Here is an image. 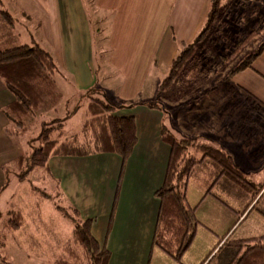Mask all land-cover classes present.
<instances>
[{"label":"crops","instance_id":"1","mask_svg":"<svg viewBox=\"0 0 264 264\" xmlns=\"http://www.w3.org/2000/svg\"><path fill=\"white\" fill-rule=\"evenodd\" d=\"M86 1L95 12L102 13L101 21L108 23L107 66L117 77L115 95L109 98L119 102L134 98L148 102L145 98L154 92L159 81L168 72L169 64L176 55L179 45L193 41L205 22L210 7V0H21V2L0 0V50L9 46L28 44L25 32L30 33V29L39 31L42 36L38 37L35 43L41 46L42 40L41 42L46 44L43 48L53 54L75 88L76 94L85 91L94 83L89 62L91 18L86 10ZM232 1L240 2L247 15L249 7L253 8V3L256 2L258 7L256 15L261 17V20L257 19L256 22H262L264 28V0H226L221 4L220 15ZM2 11L12 17L11 23L2 19ZM18 13L22 18L25 17L32 22L21 23ZM16 27L19 33H13ZM223 37L226 39V36ZM19 40H23L22 43ZM229 73L227 72L224 77H228ZM222 85L227 87V93L232 94L234 99L227 95L232 99L230 101L240 102V105L243 103L250 114L249 112L235 114L229 111L228 107L216 110V106L215 113H211L212 116L215 115L211 125L213 124L216 131L217 127H222L225 136L218 134V131L209 133L210 138L214 140L215 146L230 154L234 163L241 169L243 167L237 158L243 160L250 156L248 152L254 154L252 157L256 161L250 165L242 163L245 166L242 170L247 172V178L255 183L249 177L252 174L256 177L264 171V166L260 164L264 158V120L251 111L239 88H245L264 103V51L253 59L249 67L235 72L227 80L222 81ZM12 99L11 93L0 80V192L5 188L2 167L19 156L18 143L5 132L9 122L3 114V108ZM201 99L203 98L200 97L198 102ZM203 101L199 106L204 105ZM115 115L133 116L135 120L137 141L123 167L120 156L113 153L51 156L47 161L49 174L53 180L59 182L58 186L64 199L74 206L79 216L82 219L93 218L91 233L99 244L110 251L108 264H175L171 257L152 243L159 206L154 191L162 184L169 155V146L161 139V126L166 124L167 115L161 110L145 105L119 109ZM222 116L224 122L216 127L215 120ZM240 119L243 121L240 122ZM200 121L201 116L196 124L199 125ZM258 123L262 126H258ZM262 181L264 180L260 179V182ZM263 195L264 192L259 199ZM215 199L222 205L229 206ZM187 201L192 205L188 198ZM246 206L240 217L245 214ZM197 207L198 204L196 210ZM251 210L252 208L247 213ZM9 211L7 214L10 218ZM260 214L264 226V211ZM41 217L40 211L34 214L33 227L43 225ZM8 220L2 223L3 233H0L5 236L2 254L6 238L10 236L14 238L21 234V239L18 236L15 239L18 240L19 247H26L25 262L32 264L34 259L31 255L39 251L36 248L43 246L47 240L46 234H41L42 238L36 240L37 232L27 219H24V222L22 219L20 226L15 230L5 227ZM23 224L28 234L22 230ZM54 234L56 235L55 232ZM261 236H264V233L240 239ZM65 240L60 242L61 247ZM53 245L56 251L57 240H54ZM39 262L51 263L49 259L47 262L45 260ZM0 264L4 263L0 261Z\"/></svg>","mask_w":264,"mask_h":264},{"label":"trees","instance_id":"2","mask_svg":"<svg viewBox=\"0 0 264 264\" xmlns=\"http://www.w3.org/2000/svg\"><path fill=\"white\" fill-rule=\"evenodd\" d=\"M222 1L210 0L205 22L193 41L179 45L176 55L169 64L167 75L159 85L160 91L167 88L175 78L182 79L184 87L188 86L189 82L197 81L207 72L204 69L207 66L206 62L199 55V49L201 42L209 34L220 15ZM1 16L4 21L11 23L12 17L8 13L2 11ZM89 20L92 36L95 35L93 39L96 46H99L98 44L103 41V53L100 52L99 57L107 58L109 53L107 35H105L107 33L102 35V30L97 31L93 28L94 22L92 19ZM242 44L243 41L238 42L235 50ZM262 51H264V42L254 53H250L241 60L228 75L231 76L235 72L249 67L253 59ZM230 56L228 55V57ZM229 76L224 77L222 81L227 80ZM0 80L13 97L12 101L3 108V114L9 122V127L5 129V132L14 137L25 131L39 128V133L34 139L38 142L37 146L31 148L30 151L28 149L2 168L5 172L7 167H13L16 171L24 167L22 173L16 172L17 178L20 179L34 170H38L52 179L47 166V161L51 156L113 153L120 156L121 167H123L137 141L135 120L133 116H117L113 113L119 109L132 108L137 105L161 110L166 115L168 113L160 102L138 100L127 103L118 102L107 97L96 85H92L85 92L78 94L77 103L70 112L65 111L63 117L48 122L38 118V113L41 115L48 110L55 111L57 107L59 108L60 103L64 106L69 102L67 96L61 92V81L67 80L72 89L74 88L53 54L35 42L31 45H14L0 50ZM239 90L251 110L264 120V103L245 88H239ZM75 93L77 92L74 91ZM201 95H197L196 99ZM79 99L87 101L86 116L81 130L63 136L64 122L80 108ZM171 128L176 130L174 127ZM171 128L164 124L161 126V139L169 146V155L162 184L154 191L159 206L152 243L173 260L181 263V257L191 245L199 223L195 214L196 205L188 203L185 191L189 175L196 167L202 165L210 167L209 171L213 175L211 176L213 183L211 182L210 187L212 185L217 187L222 180L243 191L254 190L256 194L259 187L254 186L253 182L247 178V172L239 168L226 151L196 137H189L181 133V136L177 137L172 133ZM191 147L201 152L202 156L197 159L193 154L189 155ZM119 183L120 180H118L117 187H119ZM4 186L5 184L3 188ZM206 194H211L227 205L209 188L206 189ZM57 208L62 210L65 216L70 215L73 218L74 226L71 236L62 244V253L52 264H108L110 251L104 245L99 244L91 233L93 218L80 219L78 211L73 207L70 209L71 213L61 206ZM113 211L114 204L112 213ZM9 215L10 218L5 227L15 230L20 226L22 216L18 210H10ZM4 240V234H1V250L5 245ZM221 252H224L220 259L221 264H264V236L253 239L228 240L224 235L219 239L216 247L207 254L202 264L209 263ZM0 261L4 264H11L1 254Z\"/></svg>","mask_w":264,"mask_h":264},{"label":"rangeland","instance_id":"3","mask_svg":"<svg viewBox=\"0 0 264 264\" xmlns=\"http://www.w3.org/2000/svg\"><path fill=\"white\" fill-rule=\"evenodd\" d=\"M18 1L21 2V0ZM224 1L226 0H223L222 2ZM88 4L89 3L86 1V10L89 13V17L94 22L93 28L97 29V31L102 30L101 34L104 35L108 32V25L104 21H101L103 19L102 13L95 12L91 5ZM229 4L230 5L226 6V10L222 13L223 16H221L222 14L219 15L213 24L214 27H212L209 34L201 42L199 55L206 62L207 66L204 69L207 72L205 71L206 73L201 78H198L197 81L189 82L188 86L184 87L182 86L183 80L175 78L167 88L160 91L159 85L167 75V73H165L154 92L148 97L143 96L146 97L145 100L148 102H160L163 104L168 111L165 118L167 121L165 125L170 128L174 127L177 131L172 128L171 130L177 137H180L181 133L189 137H196L202 141L205 140L213 145L215 142L210 138L211 136L209 133H217L219 131L218 134L225 136V131L222 127H217L224 122V116L215 120L214 125H216L217 131L216 128L213 127V124L211 125V120L215 117V115L212 116L211 113H215L214 110L216 109V106V110L222 107H228V110L235 112V114L237 112H249V109L247 106L243 105V103L240 105V102L236 103L235 101H230L234 98L232 94L227 93V87L222 85V80L227 72H230L250 53H254L264 42V28L262 22H256L257 19L258 21L261 20V17L256 15L258 9L256 2L253 3V8H251V6L249 7L248 15L245 13L246 9L244 10L242 8L240 2L237 1L236 3H233L232 1V3ZM19 7L21 8V6ZM260 10L261 7L259 8V11ZM17 16L21 18V23L32 22L28 19L26 20L25 17L22 18L20 13H18ZM31 20L33 19L31 18ZM13 33H19L18 27L13 30ZM25 34L28 37L27 43L29 45L36 42L37 38L42 36L39 31L34 29H30V33H27L26 31ZM223 35L226 36V39ZM93 37H95V35L92 36L91 27L89 62L91 64V73L94 76L93 85H96L98 89L102 90L107 97H111V95H115L117 77L107 66L106 61H108L109 53L107 58H105V56L99 57L100 52L101 54L103 53V41L98 44L99 46H96ZM236 39L239 42L243 41V44L235 50ZM19 41L22 43L23 40ZM41 41V47L45 48L46 44ZM231 52L233 53L230 56ZM228 55L230 57H228ZM60 84L62 86L61 92L67 96L69 102L64 106L60 103L59 108L57 107L55 111L48 110L42 114L40 113L41 115L38 113V118L48 122L63 117L65 111L70 112L73 109V106L77 103L78 94H74V91H76L75 88L73 87L74 89H72L70 84L67 83V80L61 81ZM208 94L210 95L207 97ZM197 95H201L200 97L203 98L201 101L206 100L205 103L203 101V106H199L201 101L198 102L200 97L196 99ZM227 95L231 96L232 99ZM204 96L206 97L205 99ZM239 99L241 100V98ZM134 100L144 102V99L142 100L140 98H134L129 101ZM129 101L123 102L127 103ZM86 102V99L78 100L80 108L64 122L65 124L62 129L63 136L80 132L86 116ZM113 114L115 115V113ZM200 116L201 121L198 123L199 125H197L196 123ZM248 119L251 120L250 118ZM242 121L243 120L240 119V122ZM190 123H192V125ZM188 124L190 125L188 126ZM257 125L262 126L260 123ZM186 132L196 134H187ZM38 133L39 128H35L13 137L18 143L19 155L24 154L28 149L30 151L32 150L31 148L37 146L38 142L34 141V139ZM248 153L251 157L249 156L243 160H238L237 158V161H239L241 167H243L242 169H245V166L242 165V163L250 165L251 162L256 161L252 157L254 154L252 155L250 152ZM190 154H193L197 159L202 156L201 152L196 151L192 147L189 148V155ZM13 160L4 166L11 163ZM260 164L264 166V158ZM211 168L213 170V167ZM209 169L210 167L202 165L196 167L189 175L185 191L189 202L192 203V205L198 204L195 214L199 223L197 224L195 237L191 245L181 257V263L174 260L175 264H202L207 254L216 247L217 242L224 235H226V238H229L228 240H238L243 237L264 233V226H262L263 221H261L262 217H260V212L264 211V195L259 199L264 192V181L260 182V179L264 180V171L257 174L256 177L254 174L249 177L255 182L253 183L254 186L256 188L257 186L259 187L256 194L254 190L243 191L224 180H222L217 187L213 185L210 187L211 182L213 183V177H211L213 175ZM23 170L24 167L17 169V171L13 167H7V171L5 172L2 169L6 181L5 188L0 192V233H3L2 223L9 218L7 214L9 210H18L22 216L21 219H23V222L25 221L24 219H27L31 224L33 223L32 218L34 214L40 211L44 223L41 227H33V224L32 227L35 229V232H37L35 233L38 237L36 240L42 238L43 235L41 236V234H46L47 240L44 241L42 247L36 248L39 250L35 251L36 254L31 255L34 259L32 264H41L39 261L45 260V262H47L48 259L49 263L51 262L50 264H52L56 256L61 254L60 242L71 236L74 226L73 218L70 215L65 216L62 213L63 211L57 207L61 206L62 208H65L68 213H71L70 209L72 207L74 208V206L64 199L58 186L59 182L50 179L49 176L42 174L38 170L32 171L21 179L17 178L16 172L22 173ZM256 182L260 183L257 184ZM207 188H209L213 194L219 196L220 199L226 201L229 206L222 205L210 194L205 195L204 192ZM245 206L246 208L244 212H246L240 217ZM251 208V212L247 213ZM238 217H240L239 220ZM79 218L82 219L81 216H79ZM99 222L101 223V220H99ZM24 225L25 224L22 225V230L28 234ZM49 232L51 235H49ZM17 236L19 239L22 238L21 234H17L14 238L12 236L6 238L7 241L3 254L11 264H27V262H25L26 256L24 253L26 247L18 246V240L15 239ZM54 240H57L58 243V247L56 246L57 252L54 251ZM41 251L43 254L42 256ZM0 254L3 255L1 248ZM223 254L224 252L219 253L207 264H221L220 259Z\"/></svg>","mask_w":264,"mask_h":264}]
</instances>
